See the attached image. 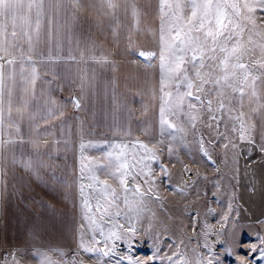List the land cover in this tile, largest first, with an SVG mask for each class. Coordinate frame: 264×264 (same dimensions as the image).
<instances>
[{
  "label": "snow or ice",
  "instance_id": "6c2138e0",
  "mask_svg": "<svg viewBox=\"0 0 264 264\" xmlns=\"http://www.w3.org/2000/svg\"><path fill=\"white\" fill-rule=\"evenodd\" d=\"M137 96L147 142L133 134ZM165 146L186 172L181 148L214 173L230 153L236 185L242 158L264 163V0H0V264H222L216 245L235 255L244 226L258 240L238 264H264V220L241 223L235 191L226 208L186 203L191 234L157 227ZM195 177L173 195L207 196ZM203 179L219 206L223 176ZM153 233V254L134 256V239Z\"/></svg>",
  "mask_w": 264,
  "mask_h": 264
},
{
  "label": "rangeland",
  "instance_id": "374dc122",
  "mask_svg": "<svg viewBox=\"0 0 264 264\" xmlns=\"http://www.w3.org/2000/svg\"><path fill=\"white\" fill-rule=\"evenodd\" d=\"M179 155L180 160H182L184 164H187L192 169V171H184L183 164H181L180 161L176 160L175 158L169 161L165 146V155L162 157V159L163 162L167 164L169 169L171 170L172 179L171 181H169L167 177L161 176L157 181V183L160 185L162 196L166 197V199L163 200V207H160V202L153 203V208L157 212L158 216L157 227L166 224L169 226L170 230L176 231L182 226V224H187L189 226L188 233L191 234V218L184 215V205L186 203L191 204L192 202H195L194 206L197 208H204L209 205L211 207L226 208L228 202V194L233 191H235L237 195L235 203L239 205V219L241 223L255 225L257 220H264V163L261 162L260 153L254 152L252 157H249L247 159L242 158L240 160L239 185H236L235 181L231 180L230 153L229 163L227 165H221V173H214V166L211 165L210 162L200 164L199 156H197V160L195 162L192 161L191 157L187 154V151L183 148L179 150ZM215 158L217 159L218 163L222 159V155L219 149H217L215 153ZM173 164L175 165V167L172 166ZM246 164L248 165L247 175H245ZM154 168L155 171L159 173V165H154ZM197 170H199L201 173V178L197 181V184L201 189L206 190L208 195L204 196L202 192L200 199L197 200L196 191L194 188L191 190L190 195L184 198H181L179 194L173 195L172 186L174 184L180 183L181 181H187L188 183H191V181L196 178L195 172ZM204 176H208L210 180L218 179L220 178V176H223L222 184L225 186V194L221 197L219 206L216 204V197L211 196L212 185L208 184L203 179ZM229 182H231L232 187H228ZM110 183H113L114 187H119L116 182L110 181ZM169 216L172 217L171 220L169 219ZM219 221V214H215L209 217V223L215 225L217 228H219ZM196 230L199 231V225H197ZM153 240L154 233L152 235H144L142 237L135 238L132 245V254L134 256L143 257L151 256L154 251L152 246ZM236 240L238 245L240 246L235 249V255L225 250L226 245L223 242L216 245V252L218 254H221L220 260L222 264H238L236 256H248V253L250 251L249 249L243 247V245L255 243L258 240V236L254 235L249 227L244 226L238 229ZM193 243H195V241ZM74 248L75 247H72L71 249ZM121 248L123 249L122 245ZM162 251H167L166 246L164 249H162ZM71 254L72 253L70 251L69 256H71ZM257 264H261V262L257 261Z\"/></svg>",
  "mask_w": 264,
  "mask_h": 264
},
{
  "label": "crops",
  "instance_id": "0c3cea01",
  "mask_svg": "<svg viewBox=\"0 0 264 264\" xmlns=\"http://www.w3.org/2000/svg\"><path fill=\"white\" fill-rule=\"evenodd\" d=\"M115 59L122 60V57L116 56ZM132 75H134L132 69H128V68L122 66V68H121V77H123V76H132ZM128 82H129V84H133L134 83V81L131 80V79ZM121 91H124V89H123V79L121 81ZM65 95H66V93L65 94H60V98L63 99ZM132 106L137 109L136 114H135L136 118L132 122L133 134L136 135V136H140L141 139H143L145 141H148L149 138L143 136V134H142V132L140 130L141 121L145 120L146 118L142 117L140 115V111H139V109H140V98L138 96L133 98ZM147 119L148 120H152L151 115H149V117H147ZM156 130L158 132V126H156ZM70 161H71V156H70ZM34 188H35V192L39 194L38 198L39 197H43L45 200L50 201L56 207L58 212H66L70 208V206L67 205L62 200V198L57 197V198L53 199L47 193V191L42 188V186L34 185ZM5 223H6L5 237H6L8 245L10 246L13 243V231L15 230L16 225H15L14 220H13V218L11 216H9L6 219ZM16 242L17 243L22 242V237L17 236ZM64 246H66V247L71 249L72 247H75V243L72 241L71 237H68L64 241Z\"/></svg>",
  "mask_w": 264,
  "mask_h": 264
}]
</instances>
